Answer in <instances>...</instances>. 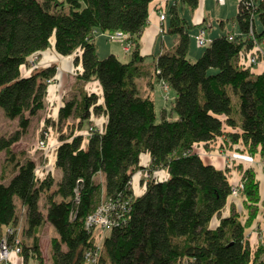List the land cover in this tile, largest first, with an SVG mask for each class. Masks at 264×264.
Here are the masks:
<instances>
[{
  "label": "trees",
  "instance_id": "trees-1",
  "mask_svg": "<svg viewBox=\"0 0 264 264\" xmlns=\"http://www.w3.org/2000/svg\"><path fill=\"white\" fill-rule=\"evenodd\" d=\"M151 1L0 0V109L18 125L12 135L0 134L8 171L0 175V241L18 247L24 262L264 264L244 235L248 222L232 208L221 214L231 191L225 170L193 149L223 137L240 142L264 162V70L254 72L244 61L247 52L248 58L257 53L255 44L264 42V0L254 5L238 0L237 32L214 36L194 60L187 57L188 26L173 5L167 30L177 41L156 55L151 70L141 72L137 36ZM181 1L197 5V0ZM117 30L134 42L130 59L113 53L99 57L94 32ZM50 43L59 55L73 54L78 81L100 86L99 93L81 91L57 109V124L70 117L72 122L53 149L60 172L56 180L48 172L37 176L34 160L11 148L30 118L45 109L47 85L56 73L54 64L26 74L21 67ZM145 73L173 89L170 115L162 107L156 120L153 97L137 86L136 78ZM95 115L105 118L101 129L91 119ZM141 154L149 156L145 165ZM159 170L165 177L153 174ZM137 172L147 174L138 194L132 189ZM244 178L243 202L250 207L260 199L258 182L249 170ZM101 203L112 207L110 225L97 244L86 219ZM213 217L218 222L212 227ZM43 222L55 231L46 263L37 232Z\"/></svg>",
  "mask_w": 264,
  "mask_h": 264
},
{
  "label": "rangeland",
  "instance_id": "rangeland-1",
  "mask_svg": "<svg viewBox=\"0 0 264 264\" xmlns=\"http://www.w3.org/2000/svg\"><path fill=\"white\" fill-rule=\"evenodd\" d=\"M237 1V0H236ZM235 0H227L225 3L224 2H218L216 0H206L204 3L203 11L206 12V17L209 20H216L217 18H222V19H227V27L230 28L232 26V22L234 23V15L236 13V7H237V2ZM187 5L184 7L185 9ZM257 22V21H256ZM257 26H259L258 22L256 23ZM218 26V25H217ZM112 33V31L107 32ZM193 33V32H192ZM192 33L190 32L189 36V44H188V51H187V56L192 57L196 53L200 51V48H204L205 45L202 47L198 46L196 44L195 38L192 37ZM95 34V33H94ZM108 36V35H107ZM110 39V37L108 36ZM96 44L98 45L97 49V55L99 57H103L107 52L104 49V47H109L112 45L115 49V51L118 54V57L120 60L125 61L127 59V56L131 53V50L133 49L134 42L132 41V47L128 52H123L120 51L119 48L122 47L121 41H118L117 38L113 39H106L103 34L101 35H96ZM113 40V41H111ZM120 42V46L116 42ZM52 42V40H51ZM208 42V41H207ZM259 48L264 49V45H257ZM117 49V50H116ZM52 43L45 48L44 51L45 53H33L30 57H28L27 62V68L32 69L35 67H39L37 62L40 61V56L41 55H47V54H53L52 51ZM110 53V52H109ZM247 52L244 61L245 63L249 64L251 67L252 71L255 70H261L264 68V62H263V54L258 55V60L255 62V64H250L248 62V54ZM40 54V58L38 55ZM262 57V58H261ZM146 61L148 62L150 60L149 57L145 58ZM34 62V66H31L29 63L30 61ZM243 61V60H242ZM60 62V60H59ZM54 64L55 67L57 68L56 63H51ZM141 65V64H140ZM141 68V67H140ZM141 68V72H142ZM151 70V69H150ZM61 71L58 72V76L62 75L60 74ZM68 76H64V80H66V83L64 84V89L68 88L69 85L72 83V80H74L75 77V67H71L70 72L66 74ZM71 75V76H70ZM61 77H58V83L57 84H62L61 82ZM74 77V78H73ZM51 82H55V80H51ZM50 82V83H51ZM60 82V83H59ZM83 82V81H81ZM155 82V81H154ZM49 83V84H50ZM137 86L142 94H150L152 93L150 82L148 83V79L146 77L137 79ZM48 84V85H49ZM47 85V88H48ZM161 88L163 89L161 96H158L159 92H161ZM154 91H155V111H156V120L159 119V114H160V108L164 107L166 108V111L168 115L171 114L170 111V106L172 102V98L174 95V91L171 87H166L160 82V87L158 86L157 83L154 84ZM168 91V92H167ZM55 92V91H54ZM48 96H52L53 90L49 89L47 92ZM152 96V95H151ZM68 99V98H67ZM66 98L62 100L63 101L67 100ZM57 102L53 99V104L48 105L47 108L44 110L39 111L35 116L30 118V122L28 127L26 128L25 131L22 132L20 135L19 139L14 142L11 146L12 150L17 153V154H23L25 157L31 155L34 158H37V170H40V165H38V162L41 160V156L44 155V158L49 160V166L51 167V156L53 149L58 142V138L61 134L67 135L70 131V124L72 122V118L65 119L61 121L59 124H57V109L55 105ZM55 117H52V115ZM170 117L174 118L175 115L172 114ZM85 126V124L83 125ZM18 125H17V119H7L4 115L2 110L0 109V134L4 135H12L17 131ZM44 139L46 143V148L45 149H40L39 148V140ZM197 149L200 150L201 154H203V157H209L214 161H218L220 159V164L222 165V170H225L226 174L228 175V179L231 182V191L234 188L233 192H230V196L232 197V201L229 203L230 207L233 209L235 208V203H238L239 211H237V218L240 219L244 224L248 222V224L244 228V235L248 239L249 245L252 249V251H260L259 255L264 257V162L255 156H257V153H253L248 151L243 144L240 142L233 143L231 144L230 142H226L223 137H217L215 140L208 144L207 146H199ZM40 157V158H38ZM3 158H4V153L0 155V175L4 173L5 175L8 174L7 168L4 169L6 164H3ZM239 159V163L234 165V161ZM245 164L243 165V163ZM5 166V167H3ZM53 167V178L56 180L58 177L59 171L56 170ZM245 170H249L251 173L254 174L255 179H257L258 182V192H257V199L260 198L255 205L249 204L250 207L245 205V202H243V187L245 181L244 178V172ZM43 172V170H41ZM40 172V171H38ZM37 172V173H38ZM239 175L238 178L234 181L233 180V174ZM44 176V175H43ZM160 176V175H159ZM41 177V176H40ZM140 177V179H139ZM147 174L143 172H137L133 176V186L135 187V193H138L144 186L142 184V179L146 178ZM1 178V177H0ZM99 177L96 176L95 179H98ZM132 186V187H133ZM140 189V190H139ZM236 200V201H235ZM43 199L40 198L39 205L41 212L44 213V208L42 206ZM248 202V201H247ZM109 207H112L111 203H101L98 208L95 209L97 212L103 211L104 209L108 211ZM94 211V212H95ZM253 214L251 217L250 215ZM99 216V214H98ZM21 217V216H20ZM98 218V217H97ZM110 221L106 217H100L97 219L95 224H92V229L94 232L95 236V242L97 244L101 243L102 237L108 228L107 224H109ZM23 226V221L20 218L17 228H16V236H20V231L21 227ZM38 241H39V247L41 250L42 254V260L44 263L49 258L50 255V242L55 235V231L53 227L47 223L43 222L38 229ZM251 236V239L249 237ZM6 241V240H5ZM7 242V241H6ZM2 246V245H1ZM0 246V264H36V261L34 260H29L28 262H24L19 255V253L16 252V249L11 247L10 250H7L5 254L2 253V247ZM261 249H258V248ZM5 256V257H3ZM179 264H192L188 261L182 260Z\"/></svg>",
  "mask_w": 264,
  "mask_h": 264
},
{
  "label": "crops",
  "instance_id": "crops-1",
  "mask_svg": "<svg viewBox=\"0 0 264 264\" xmlns=\"http://www.w3.org/2000/svg\"><path fill=\"white\" fill-rule=\"evenodd\" d=\"M205 1L206 0H197V5L194 8H191L187 5L186 8H188V10L184 8L186 6V4L183 3L181 0H152L151 2H149L146 23L137 36L138 51H139V54L143 56V59H141V62L139 63V65L141 64L142 69H147V71L150 70V64L155 59L156 55L160 52L171 49L177 41L176 34H171L167 30L168 25H169V12H168V10L173 5L175 6L178 15L185 20L186 25L188 26V29H187L188 35L190 36V32L191 33L193 32L192 33L193 38L195 37L196 33L198 32V30L200 28L205 29V38L208 41L211 38H213L214 36H217L220 34H225V33H228L230 31H232L233 33L237 32V26L235 23L232 22V26L230 28L227 27V24H226L227 19H222V18H217L216 20H209V18L207 19L206 12H204L203 8H202L204 6ZM226 1L227 0H223L224 3ZM159 11H162L165 14V16L162 20L159 19V15H158ZM94 33H95L94 43H95L96 53H97V49L99 47L96 44V39H95L96 35L103 34L106 39H109V38L107 36L106 31H104V32L95 31ZM111 41H113V40H111ZM114 42H116V41H114ZM116 43H118V45L120 46V42H116ZM112 47H113L112 45H110L107 48L104 47V49L106 50L105 52L113 53L117 58H119L117 52ZM200 47H202V46H200ZM119 49H120V51H123L122 47ZM52 51H53L52 52L53 54H47L45 56L44 55L40 56V54H39L38 57L40 56L41 58L39 57L40 61L37 62L39 67L45 66V65L51 64V63H56L58 65L56 68V73H55V82H51L47 88V91L49 89L53 90L52 96L51 95L48 96V94L46 93V95L44 97L45 108H47L48 105L53 104V99L55 100V102H57V104L55 105V107L57 108L62 104L61 102L63 99L79 97L81 91L87 90V91H94L96 93L100 92V86H99L97 81L81 82V81H78L74 77H73L74 80H72V83L69 85V87L64 89V86H65L64 84L66 83V80L63 81L64 76H68L66 74H68V72H70L71 67H74V65H73V54L62 56V55L57 54L54 51V49ZM187 51H188V49H187ZM201 51H202V48H200V51L198 53H196L194 56H192V57L187 56V57L190 60H194L200 54ZM41 53H45V52L42 51ZM146 57L150 58V60L148 62L145 59ZM128 59H130V54L127 56L126 60H128ZM59 60H60V62H59ZM21 68H22L21 72L24 74H26L27 72L30 71V69H28L27 66H23ZM59 71H61L60 74L62 75V77L58 76ZM259 71L260 70L258 69V70H255L254 72H259ZM58 77L62 78L61 79L62 84H60V85L57 84L58 83L57 82ZM144 77H146L148 80H150V86H152L151 87L152 93H150V95H152L153 100H155L156 94L154 91V84L157 83L158 86L160 87V82L155 81V79L150 77V75L148 73H145L136 79H141ZM160 91L161 92H159L158 96H161L163 89L161 88ZM154 104H155V101H154ZM52 117H55V116L52 115ZM91 119H92L93 123L95 124L96 128L101 129L102 124L105 120L104 116L95 115V116H92ZM199 146L202 147L203 144L202 143H200L198 145L195 144L193 146V149H194V151H196L200 155V157L202 158L203 161L212 164L216 168H219V169L222 168V165L219 162L220 159L218 161H214L209 157H203V154H201L200 150L197 149ZM2 153L3 152H0V155ZM52 153L53 154L51 156V159H52L51 167L49 166V163H50L49 160L47 161V159L44 158V155L41 156V160H40V162H38V165H40V167H39L40 170H37V160H36L37 158H34L31 155L28 156L32 160H34V162L36 164L35 172H36L37 176H43L47 172L50 173L51 175H53V167L52 166L54 165V151ZM255 157L260 158L259 155L255 156ZM38 158H40V157H38ZM148 161H149V156L147 154H141L140 164L145 165L148 163ZM233 163H234V165L237 166V164L239 163V159L235 160ZM244 164H245V162L243 163V165ZM55 169L58 170L57 168H55ZM41 170H43V172ZM38 171H40V172H38ZM153 174H156L158 176L160 175V177H165V173L162 170L155 171ZM59 175H60V172L58 173V177H59ZM238 176L239 175L234 173L233 174V180L235 181L238 178ZM139 179H140V177H139ZM143 188L141 190L139 189L140 191L138 193H140L143 190ZM132 189L135 192L134 186ZM138 193H136V194H138ZM231 201H232V197L229 195L227 198L225 206L221 210V214L223 216L230 213L231 207H230L229 203ZM233 210L236 212L239 211V207H238L237 202L235 203V208H233ZM217 222H218L217 218L213 217L211 219V221L209 222V225L213 227L217 224ZM249 239H251V236L249 237Z\"/></svg>",
  "mask_w": 264,
  "mask_h": 264
},
{
  "label": "built area",
  "instance_id": "built-area-1",
  "mask_svg": "<svg viewBox=\"0 0 264 264\" xmlns=\"http://www.w3.org/2000/svg\"><path fill=\"white\" fill-rule=\"evenodd\" d=\"M216 1L223 2V0H216ZM247 1H250L251 4L254 5L255 0H247ZM158 13H159L158 14L159 15V19L162 20L164 18L165 14L162 11H159ZM107 35L110 37V39H113L114 40V38H117L118 41H121L122 50L124 52H128L131 49V47H132V41L129 39L127 33L117 30V31H112V33H108ZM194 38H195L196 44L198 46H203L208 41L205 38V29L204 28H200L198 30V32L196 33V35H195ZM257 45H264V42L255 44V48L257 50V53H254V54H251L250 55L249 60H248V62L250 64H255V62L258 60V55H260V54H263V58L262 57L261 58L263 59V62H264V49L259 48V46H257ZM29 64L31 66H34V62L32 60L30 61ZM263 70H264V68H263ZM88 129H91V127H89ZM39 148L40 149H45L46 148V143H45L44 139H42V138L39 140ZM233 191H234V188L230 192H233ZM110 210H111V208L109 207L108 211L104 209L103 211L97 212V210H96L95 212L90 213L87 216V219H86L87 226H92V224H95V222L97 221V219L99 218V216L100 217H106L107 218V212H109ZM98 214H99V216H98ZM108 221H109V219H108ZM109 225H110V222H109V224H107V226H109ZM8 231H11V230L8 229ZM0 246L2 247V253L3 254H5L7 252V250H10L11 247H12V246H9L7 244V242L5 241V239H3V240L0 241ZM13 248L16 249V252L17 253L19 252V248L18 247L13 246ZM2 253H1V255H2ZM3 257H5V256H3ZM94 260L95 259H92L93 262H94ZM88 261H89V264L92 262L91 260H88Z\"/></svg>",
  "mask_w": 264,
  "mask_h": 264
}]
</instances>
